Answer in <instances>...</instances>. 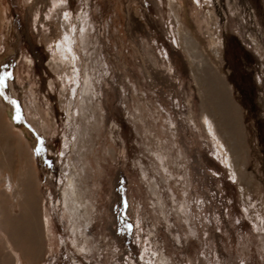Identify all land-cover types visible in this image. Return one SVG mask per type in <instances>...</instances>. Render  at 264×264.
<instances>
[{"label": "rangeland", "instance_id": "rangeland-1", "mask_svg": "<svg viewBox=\"0 0 264 264\" xmlns=\"http://www.w3.org/2000/svg\"><path fill=\"white\" fill-rule=\"evenodd\" d=\"M171 1L0 0V264H264V0Z\"/></svg>", "mask_w": 264, "mask_h": 264}, {"label": "bare ground", "instance_id": "bare-ground-1", "mask_svg": "<svg viewBox=\"0 0 264 264\" xmlns=\"http://www.w3.org/2000/svg\"><path fill=\"white\" fill-rule=\"evenodd\" d=\"M28 1H30V2H32V1H34V0H28ZM170 1V4H169V10H170V12H172L173 10V6H172V1L171 0H169ZM197 1V0H196ZM65 9H63V11H64ZM172 15H173V12L171 13ZM61 15H62V10L61 9H55L54 10V15L51 17H48V18H46V20L47 21H53L56 25H59L60 24V22H59V20L61 19ZM62 17H64V14L62 15ZM46 20H44V21H46ZM64 21V20H63ZM63 23L65 24V22H62L61 23V25H63ZM175 23V19H174V17L172 16V18H171V25H173ZM48 25H49V23H48ZM45 27H47V25H44ZM66 26V25H65ZM60 28V27H59ZM59 30H61V28L59 29ZM64 31V30H63ZM64 32H66V31H64ZM57 34V33H56ZM65 34V33H64ZM63 34V35H64ZM62 37V32H61V36H60V34L58 33L57 34V41L59 42L61 39H64L63 37ZM55 39V40H56ZM55 40L53 39V38H51V39H48L47 37H45L44 38V43H45V45H47L48 46V48L50 49V50H52L53 51V54H54V59H55V61L56 60H58V59H60L61 60V65H62V68H63V72H62V74H63V77H64V79H65V82L66 81H68L69 79H70V77H72V75L71 76H69V74H68V68H69V66H68V62L67 61H65V59L64 60H62L61 59V57L58 55L57 56V54H58V48H59V46H55V44H57V43H55L54 44V42H55ZM64 41V40H63ZM56 47V48H55ZM57 49V50H56ZM5 53V52H4ZM87 83V82H86ZM66 84V83H65ZM88 85H90V84H88ZM89 87V86H88ZM84 76L82 77V85H81V91H80V96H82V98L84 97ZM92 91V90H91ZM81 105V108L83 107L82 106V104H80ZM83 105H84V99H83ZM81 111V110H80ZM9 184L6 182L5 183V190L6 191H8V189H9ZM70 201H69V195L67 194V192L66 191H64L63 192V208H65V210H66V212H67V214L69 215V221H70V232L72 233V235H77V233H78V229H77V223H76V219L74 218V214L72 213V208H71V204L69 203ZM43 222V228H45V230L48 228V221L47 220H44V221H42ZM22 223H26V221L24 220ZM81 232V231H80ZM78 241V240H77ZM77 241H76V238H74V240H73V244L77 247L78 246V244H77ZM17 255V254H16Z\"/></svg>", "mask_w": 264, "mask_h": 264}, {"label": "snow or ice", "instance_id": "snow-or-ice-1", "mask_svg": "<svg viewBox=\"0 0 264 264\" xmlns=\"http://www.w3.org/2000/svg\"><path fill=\"white\" fill-rule=\"evenodd\" d=\"M5 78H6V77H5ZM2 79H3V78H0V82H2Z\"/></svg>", "mask_w": 264, "mask_h": 264}]
</instances>
